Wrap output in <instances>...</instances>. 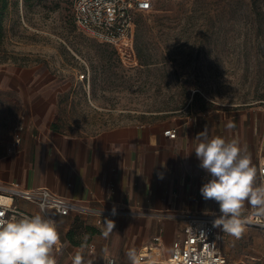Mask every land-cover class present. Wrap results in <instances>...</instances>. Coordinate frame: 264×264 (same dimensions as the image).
Here are the masks:
<instances>
[{"label": "rangeland", "instance_id": "rangeland-1", "mask_svg": "<svg viewBox=\"0 0 264 264\" xmlns=\"http://www.w3.org/2000/svg\"><path fill=\"white\" fill-rule=\"evenodd\" d=\"M74 1L7 0L0 12V156L42 99L51 127L76 136L264 104V0H157L135 17L132 55L81 29ZM57 230V264H104L92 229ZM220 243L233 264H260L258 225Z\"/></svg>", "mask_w": 264, "mask_h": 264}, {"label": "crops", "instance_id": "crops-1", "mask_svg": "<svg viewBox=\"0 0 264 264\" xmlns=\"http://www.w3.org/2000/svg\"><path fill=\"white\" fill-rule=\"evenodd\" d=\"M42 101L45 107L32 109L18 144L0 156V180L48 187L99 209L56 215V225L63 234L71 229H92L89 245L104 256V264L109 256L115 257V264H130L127 253L135 250L138 254L155 234H161L162 256L168 257L179 230L178 215H206L219 209L200 193L210 177L199 167L194 151L199 132L206 130L209 138L235 141L257 170L256 186L262 184L263 103L182 119L117 124L94 135L76 136L51 127L53 102ZM170 127L177 128L176 137L164 132ZM17 201L31 207L23 199ZM113 205L117 206L116 216L110 215ZM249 207L245 203L244 209ZM33 210L38 212L37 207ZM105 217L115 221L107 236Z\"/></svg>", "mask_w": 264, "mask_h": 264}, {"label": "built area", "instance_id": "built-area-1", "mask_svg": "<svg viewBox=\"0 0 264 264\" xmlns=\"http://www.w3.org/2000/svg\"><path fill=\"white\" fill-rule=\"evenodd\" d=\"M156 1L75 0L72 12L74 21L81 29L114 44L122 53L125 51L132 55L135 17L139 12L151 10ZM164 132L171 137L177 136V128L174 127L167 128ZM17 140H20V137ZM261 164L260 172L264 183V161ZM17 199L25 200L32 208L21 206ZM33 206L37 207L38 212L33 210ZM73 210L100 212L99 209L81 201L59 195L48 187H28L20 182L0 180V211L5 213L6 219L41 214L56 222V215H68ZM252 211L250 207L243 209L241 219L247 220L246 224L258 225L264 232V218L254 217ZM219 215V209L206 215H178L179 230L173 241L172 252L162 264H233L222 249L221 230L213 227V221ZM60 242L58 251L64 246L61 238ZM162 247L161 234H155L151 242L140 247L138 256L142 261L150 260L154 255H162ZM105 264H115V257L109 256ZM260 264H264V250L260 256Z\"/></svg>", "mask_w": 264, "mask_h": 264}, {"label": "clouds", "instance_id": "clouds-1", "mask_svg": "<svg viewBox=\"0 0 264 264\" xmlns=\"http://www.w3.org/2000/svg\"><path fill=\"white\" fill-rule=\"evenodd\" d=\"M231 127V125H228ZM195 139V155L199 167L209 175L200 188L205 201L219 205L220 215L213 227L239 238L245 231V219H241L245 203L256 218H264V183L256 186L257 170L250 156L235 141L216 136L209 138L207 131L199 132ZM110 215H118L113 205ZM104 235L115 228V221L104 218ZM61 246L56 222L44 215L6 219L0 211V264H57L54 252ZM130 264H142L135 250L127 253ZM73 264H82L81 256L74 257Z\"/></svg>", "mask_w": 264, "mask_h": 264}, {"label": "bare ground", "instance_id": "bare-ground-1", "mask_svg": "<svg viewBox=\"0 0 264 264\" xmlns=\"http://www.w3.org/2000/svg\"><path fill=\"white\" fill-rule=\"evenodd\" d=\"M158 252H160V251L158 250ZM168 257L161 258V257H159V255H154V256H152V259L144 260V261H142V263L152 262V263H160V264H162V263H165L168 260Z\"/></svg>", "mask_w": 264, "mask_h": 264}, {"label": "trees", "instance_id": "trees-1", "mask_svg": "<svg viewBox=\"0 0 264 264\" xmlns=\"http://www.w3.org/2000/svg\"><path fill=\"white\" fill-rule=\"evenodd\" d=\"M74 4V2H73ZM73 4H72V8H73ZM7 5V0H0V12H2L3 8ZM1 26V24H0Z\"/></svg>", "mask_w": 264, "mask_h": 264}]
</instances>
